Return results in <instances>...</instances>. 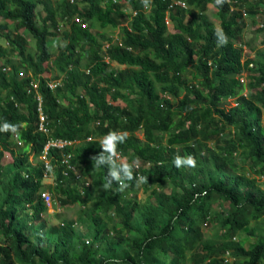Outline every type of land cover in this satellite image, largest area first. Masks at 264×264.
Instances as JSON below:
<instances>
[{
	"label": "trees",
	"instance_id": "1",
	"mask_svg": "<svg viewBox=\"0 0 264 264\" xmlns=\"http://www.w3.org/2000/svg\"><path fill=\"white\" fill-rule=\"evenodd\" d=\"M176 1L0 0V264H264V188L235 163L264 175V21L244 51L264 0ZM110 131L122 185L96 163ZM45 190L76 219L50 223Z\"/></svg>",
	"mask_w": 264,
	"mask_h": 264
},
{
	"label": "rangeland",
	"instance_id": "2",
	"mask_svg": "<svg viewBox=\"0 0 264 264\" xmlns=\"http://www.w3.org/2000/svg\"><path fill=\"white\" fill-rule=\"evenodd\" d=\"M41 8L42 7L39 5L38 10H41ZM127 9H128V7H127ZM207 16L213 24L217 25L218 17L216 15V10H215L213 5H209L208 10H207ZM263 21H264V8L259 15L255 16V15L250 14L249 16H246V18H245L246 29H245V34H244V40L250 41V43H251L250 47L245 45L249 49V50L247 49V55L249 57L255 58L256 57L255 53H256L257 49L261 47V44H260L261 35H260V33L257 32V28L263 23ZM92 30H93V32L106 33V34L113 36V37L120 36V28H116V27L107 26V27L103 28V27H100L98 24H96L95 26L92 27ZM22 33L25 35V37L28 39L30 45L32 46L33 42H32L30 34L28 32H25V31H23ZM112 64L116 65L115 62H112ZM121 67L123 68L124 65H122ZM248 74H249L248 71L243 73V79L245 80V83H248V81H249V78L247 77ZM248 92H249L248 89L244 90V93H248ZM235 104H236V101L234 99H230V101H228L226 103V107H230V106H233ZM263 122H264V119H263ZM138 135L142 136L141 133H138ZM10 159H11L10 155L7 154L6 162L9 161ZM128 161L135 162L133 160V158L131 157V155H128V156L117 157L116 164H122V163H126ZM235 163H236V166H241V165L245 166L247 173L251 176H255L256 179L258 180V183L260 184V186L262 188H264V175L256 174L254 172V169L257 170V169H259L260 166L254 165L253 170H252L251 163H249V161L245 159L242 152H238L235 155ZM46 181L47 182L53 181L52 175H49L46 178ZM135 194L138 198H143L146 196V193H145L144 188L142 186H140L136 189ZM48 207H49L48 214H45V218L50 223H53V224H57V223L61 222L63 219L75 220L78 212H80V206L79 205L76 204V205L61 207L58 199H55V200L53 199ZM217 209H219V206L217 207ZM215 227H217V226L214 224L213 225L207 224V225H204L203 230L205 231L207 236L212 237L213 233L215 231H217V229H215ZM233 239L239 240L242 243H245L247 246L250 243H253V241H254V237L249 236L246 232L240 233L239 235H237ZM227 243H229V242H227ZM229 260L232 261V258H230Z\"/></svg>",
	"mask_w": 264,
	"mask_h": 264
},
{
	"label": "clouds",
	"instance_id": "3",
	"mask_svg": "<svg viewBox=\"0 0 264 264\" xmlns=\"http://www.w3.org/2000/svg\"><path fill=\"white\" fill-rule=\"evenodd\" d=\"M215 35L217 37L218 45L224 44L226 42V37L224 36L223 32H217ZM8 127H10V125H8L7 123L3 125V128H8ZM124 139L125 137L122 134H118L112 131L106 133L102 138V140L100 141V147L102 151L96 157L97 165H101L105 162H107L110 165L108 175H110L114 180L118 182H121L120 171H122L126 177L131 178V172L129 171L128 165L121 164L117 166L113 159V157L115 156V149L117 142L123 143ZM172 163L176 167H180L181 165L192 166L194 164V161L191 158V156L181 157L177 155L173 157ZM139 179L144 180L146 178L140 177ZM106 186L107 185H105V187Z\"/></svg>",
	"mask_w": 264,
	"mask_h": 264
},
{
	"label": "built area",
	"instance_id": "4",
	"mask_svg": "<svg viewBox=\"0 0 264 264\" xmlns=\"http://www.w3.org/2000/svg\"><path fill=\"white\" fill-rule=\"evenodd\" d=\"M227 1H229V0H227ZM175 3H176V4H180V5H182V6H186L185 2H184V1H181V0H178V1H176ZM75 20L78 21V18L75 19ZM247 49H248V48H247L246 46H244V51H245V53H246V57H249V56L247 55ZM248 50H249V49H248ZM249 66L252 67V66H253V63H250ZM242 80H243V79H242ZM54 85H55L54 83H50V86H51V87H53ZM33 86L36 87V86H37V83H36V82L33 83ZM39 99H40V98H39ZM40 104H41V101L39 100V106H40ZM44 121H45V116H44L42 113H40V128H41L42 130L45 131L46 128H45L44 125H43ZM66 144H70V141H67V140H64V139H56V140L49 141L45 148L47 149L49 146L63 147V146L66 145ZM115 156H116V157H119L120 155H119V154H115ZM42 158H46V155H45V154L42 155ZM46 164H47V161H46ZM71 168H72L73 170H75V167H74V166L71 167ZM120 181H121V180H120ZM119 184L122 185V181L119 182ZM42 197H43L44 201L47 203V205L49 206V204H50L51 201H52V195H51V193H50L49 191L45 190V191L42 192ZM229 261H230V260H229Z\"/></svg>",
	"mask_w": 264,
	"mask_h": 264
}]
</instances>
